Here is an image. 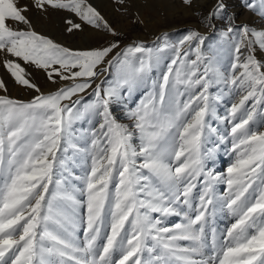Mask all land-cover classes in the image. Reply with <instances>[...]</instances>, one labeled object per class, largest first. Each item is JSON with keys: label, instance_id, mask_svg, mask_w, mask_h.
<instances>
[{"label": "snow or ice", "instance_id": "1", "mask_svg": "<svg viewBox=\"0 0 264 264\" xmlns=\"http://www.w3.org/2000/svg\"><path fill=\"white\" fill-rule=\"evenodd\" d=\"M245 6L256 9L254 0ZM226 7L219 0L207 19L223 18ZM260 7L264 16V0ZM32 8L67 12L70 34L91 26L112 39L99 47L64 46L33 29L25 15ZM222 35L227 69L197 30L175 43L164 34L155 47L139 41L122 47L90 0L23 6L0 0V52L12 57L3 67L16 85L36 93L28 101L9 97L0 80V264H264V131L252 130L264 108V62L255 56L256 47L264 51V30L230 20ZM23 65L43 70L53 84L67 83L43 93ZM113 69L107 86L95 83ZM213 84L239 95L219 118L230 125L219 143L206 135L218 132L207 119L221 98L210 95ZM141 85L147 91L139 102L123 104ZM112 103L125 108L130 124L118 121ZM77 121L90 126L84 148L72 142ZM229 137L235 158L225 173L213 174L207 163ZM69 147L84 159L82 175L72 178L65 175ZM216 184L226 185L223 196ZM216 211L234 222L209 234ZM170 217L178 219L169 224Z\"/></svg>", "mask_w": 264, "mask_h": 264}, {"label": "rangeland", "instance_id": "2", "mask_svg": "<svg viewBox=\"0 0 264 264\" xmlns=\"http://www.w3.org/2000/svg\"><path fill=\"white\" fill-rule=\"evenodd\" d=\"M90 2L119 33V40L122 47L136 41L143 42L148 47H155L157 37H163L164 34H167L170 43H175L188 30H197L205 37V50L211 48L221 52L222 69L228 68L229 55L226 48V38L222 34L225 28L228 27L230 20L234 22L236 28H239L241 25H248L250 29L264 30V16L261 15L262 10L260 7L261 0H254L256 4L255 10L248 9L245 6V0H223L227 6L223 18L218 16L211 21L207 19L208 14L216 7L219 0H192L191 6L184 5L182 0H124L123 4L119 3V0H90ZM20 3L23 6L29 4V0H20ZM25 15L30 18L34 30L49 36L55 42L73 49L105 46L112 39L110 33L95 30L91 26H85L83 31L68 33L64 25V19L68 13L64 11L50 9L47 13H42L32 8ZM19 27L25 28L26 26L20 25ZM164 55L165 57H170L172 53L166 52ZM255 56L258 60L264 62V51L258 47L255 48ZM10 58L12 57L4 52H0V80L5 81L7 85V92L2 94L28 101L36 93L32 89L16 85L14 80L11 79L10 74L3 67L4 61ZM23 66L29 74L31 81L37 84L43 93L55 90L57 87L67 83L57 80V83L53 84L47 79L46 73L43 70L36 69L32 65ZM149 75L148 86L151 85V79L157 78V73L154 71ZM106 77L107 79H105ZM114 79L115 69L112 70L110 75L98 76L95 83L105 81V86H107V81ZM95 83L93 87H95ZM91 91L89 89L88 94L84 95V102L90 99ZM146 91L147 88L144 85L134 88L130 96L124 97L123 104L134 107L145 95ZM209 93L213 97L219 95L221 98L218 101H214L216 116L207 117L208 123L213 128H216L218 132H206V135L212 142L219 143V135L226 134L230 130V125L219 118L227 116L228 109L232 103L238 102L239 95H229L223 84H213ZM252 103L251 100L248 101L247 106L250 108ZM110 107L113 115L117 117L119 122L125 124L131 123L125 119V108L121 104L112 103ZM262 113H264V108L258 107L257 115L252 124V130L264 131V122H262L264 121V115ZM98 123L99 121H97V125ZM73 127L72 142L80 148L87 147L86 138L83 137V130L89 129L88 122L77 121ZM209 146H214V144H210ZM230 149L231 138L229 137L227 141L220 144L214 153V158L207 163V168L213 174L226 172L227 166L235 158ZM66 161L68 170L65 175L70 178L82 175V165L84 164L82 154L77 153L69 147L66 153ZM202 180L203 178H200L197 181L198 187L194 189V195L198 196L202 187ZM72 183L79 185V181L75 179H72ZM215 188L218 197L225 194V184H216ZM83 211L81 207V215H83ZM177 219L176 217H170L167 223H174ZM232 222H234L233 219L226 211H216L215 215L209 216V234L213 228L218 233L225 231ZM79 235L81 237L83 236L82 231Z\"/></svg>", "mask_w": 264, "mask_h": 264}, {"label": "bare ground", "instance_id": "3", "mask_svg": "<svg viewBox=\"0 0 264 264\" xmlns=\"http://www.w3.org/2000/svg\"><path fill=\"white\" fill-rule=\"evenodd\" d=\"M140 21V20H139ZM144 21H146V20H144ZM148 22V21H147Z\"/></svg>", "mask_w": 264, "mask_h": 264}]
</instances>
